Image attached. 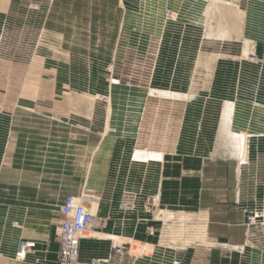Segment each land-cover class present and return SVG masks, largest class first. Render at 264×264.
<instances>
[{
    "label": "rangeland",
    "instance_id": "obj_1",
    "mask_svg": "<svg viewBox=\"0 0 264 264\" xmlns=\"http://www.w3.org/2000/svg\"><path fill=\"white\" fill-rule=\"evenodd\" d=\"M208 2L0 0V204L19 200L13 167L21 132L86 139L96 150L100 141L107 154L127 144L130 151L186 158L187 205L183 212L172 211L174 218L205 227L210 209L227 202L232 190L230 204L246 209L252 242L264 247V108L243 97L260 86L246 63L256 57L251 44L245 51L233 42L214 46L204 33L202 45L194 43L195 24L203 32L207 28ZM227 103L240 158L246 153L242 163L222 127ZM238 133L246 134L245 148L235 139ZM79 155L76 151L75 165ZM72 183L81 191L79 178ZM56 193L44 189L40 215L58 243L59 224L49 223L61 220ZM17 235L13 249L21 260L35 242ZM21 242L23 258L17 256Z\"/></svg>",
    "mask_w": 264,
    "mask_h": 264
},
{
    "label": "crops",
    "instance_id": "obj_2",
    "mask_svg": "<svg viewBox=\"0 0 264 264\" xmlns=\"http://www.w3.org/2000/svg\"><path fill=\"white\" fill-rule=\"evenodd\" d=\"M224 1L243 13L238 33L219 38L207 35V28L203 32V27L195 24L194 43L202 45L204 33L214 46L233 42L245 51L251 44L256 62H241L254 68L260 86L243 97L256 100L264 108V0ZM165 93L164 96L181 98L171 95L177 93ZM225 109L229 110L226 116ZM231 115L232 104L227 103L222 127L226 125L225 135L242 163L245 158L240 159L239 148L232 138L235 133L229 129ZM19 134L18 166L13 167L19 176V200L0 204V264H58L59 244L52 232L48 235L47 222L40 215L44 209L40 196L44 189L51 188L60 196V204L66 195L83 194V204L98 219L79 241L78 264H173L174 260L178 264H264V247L252 242V229L245 222L246 209L230 204L232 190L226 192L227 202L217 201L210 209L205 227L196 221L188 225L182 217H173L172 211L183 212L187 205L182 181L188 177L184 156H171L169 151L168 154L147 149L130 151L127 144H116L107 154L100 141L95 143L96 150L97 146L86 139L36 131ZM260 142L264 143V139ZM76 151L81 157L78 165L74 160ZM139 152L142 157L137 156ZM75 170H80L81 176H76ZM75 178L81 181V191L72 183ZM49 223L58 225L59 219ZM16 233L18 239L35 242L21 260L15 258L13 249L17 244ZM120 243L124 244V253L115 256L113 248ZM20 249L24 250L25 244Z\"/></svg>",
    "mask_w": 264,
    "mask_h": 264
},
{
    "label": "built area",
    "instance_id": "obj_3",
    "mask_svg": "<svg viewBox=\"0 0 264 264\" xmlns=\"http://www.w3.org/2000/svg\"><path fill=\"white\" fill-rule=\"evenodd\" d=\"M253 61V58H250ZM83 196L66 195L59 206L61 220L58 226V256L61 264H78L77 258L79 254V241L83 234L87 232L96 222V218L84 206ZM251 218H249V221ZM25 249H19L18 257L23 258ZM20 244V247H21ZM124 253V244L120 243L113 248V255L122 256ZM178 260H174L173 264H178Z\"/></svg>",
    "mask_w": 264,
    "mask_h": 264
},
{
    "label": "bare ground",
    "instance_id": "obj_4",
    "mask_svg": "<svg viewBox=\"0 0 264 264\" xmlns=\"http://www.w3.org/2000/svg\"><path fill=\"white\" fill-rule=\"evenodd\" d=\"M208 1L209 2H208L207 7L206 8L204 7L205 8L204 16L206 18L205 23H206L208 34L210 36H215L219 38L230 37V35L233 33L237 34L241 26L242 19L240 15L242 14V12L238 9L233 8L231 3L226 2L224 0H208ZM223 18L225 19L223 20ZM213 20L215 21L214 25H212L211 23V21ZM223 34H226V35L222 36ZM178 96L183 97L185 99L187 97L186 95H178ZM235 139L238 140L239 147L245 148L246 135L244 133L237 135ZM141 154L143 153L139 152L137 156L142 157ZM244 156L245 155L242 154V157L240 159L244 160ZM86 234H88V231L85 232L83 236H85Z\"/></svg>",
    "mask_w": 264,
    "mask_h": 264
}]
</instances>
